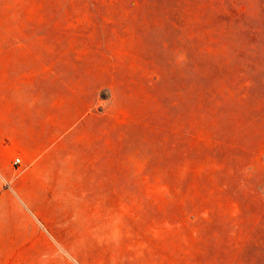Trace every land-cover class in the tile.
Here are the masks:
<instances>
[{"label": "rangeland", "instance_id": "374dc122", "mask_svg": "<svg viewBox=\"0 0 264 264\" xmlns=\"http://www.w3.org/2000/svg\"><path fill=\"white\" fill-rule=\"evenodd\" d=\"M7 100L58 178L0 264H264V0H0Z\"/></svg>", "mask_w": 264, "mask_h": 264}, {"label": "crops", "instance_id": "0c3cea01", "mask_svg": "<svg viewBox=\"0 0 264 264\" xmlns=\"http://www.w3.org/2000/svg\"><path fill=\"white\" fill-rule=\"evenodd\" d=\"M11 103L0 101V199L12 195L19 203L46 202L47 189L53 186L48 182L58 178L56 160L45 151L47 125L37 118L32 120L28 108ZM69 125H60L58 132ZM50 130L53 134L56 128L51 126ZM15 158H19V165H14ZM71 177L66 172L60 176Z\"/></svg>", "mask_w": 264, "mask_h": 264}, {"label": "built area", "instance_id": "2783aa9c", "mask_svg": "<svg viewBox=\"0 0 264 264\" xmlns=\"http://www.w3.org/2000/svg\"><path fill=\"white\" fill-rule=\"evenodd\" d=\"M13 162H14V165H19L20 164L19 158H15Z\"/></svg>", "mask_w": 264, "mask_h": 264}]
</instances>
